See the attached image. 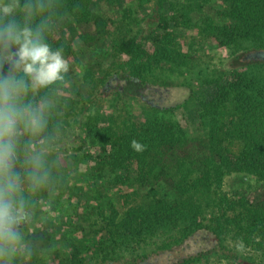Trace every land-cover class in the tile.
<instances>
[{
  "label": "trees",
  "instance_id": "trees-1",
  "mask_svg": "<svg viewBox=\"0 0 264 264\" xmlns=\"http://www.w3.org/2000/svg\"><path fill=\"white\" fill-rule=\"evenodd\" d=\"M121 1L57 0L55 25L64 22L70 34L69 38L61 35L55 26L50 41L63 49L67 60L78 62L76 44L79 56L88 62L83 87L78 83L75 87L78 100L63 94L64 86H60V95L65 98L63 119L78 101L83 106L93 105L98 88H106L109 80L144 83L148 65L187 64L194 57V49L190 45L189 51L182 52L177 47L176 28L190 26L191 19L202 37L228 49L231 56L242 53L237 56L244 62L214 71L196 85L188 86L185 101L194 98L198 106L194 134L176 120L157 116L141 121L123 116L120 124L110 116L102 125L97 112L83 120V135H79L76 146L64 144L63 154H75L72 167L63 158L64 174L69 170L74 180V175L84 177L85 173L79 171L87 165L92 177H98L103 184L112 181L131 188L121 195L126 198L119 209L107 205L109 201L103 206L98 203L106 236L102 257L90 264H152L132 263L131 259L135 260L139 253L130 259L127 256L137 252L148 239L169 232H177L178 236L157 250L175 248L194 238L214 237L216 243L202 252L164 264H200L202 257L207 260L215 254L246 264L222 246L229 232L243 247L264 257V0H213L209 4H204V0L197 7L174 5L173 0H153L155 26L145 37L118 28L106 14L108 7ZM168 6L176 8L171 15ZM193 10L196 11L191 16ZM145 41L152 44L151 52L145 50ZM114 91L117 99L122 98L123 89ZM133 141L140 143L143 150L135 151ZM232 175L253 182L224 190L225 179ZM103 184L96 188L101 189ZM140 188L145 193L134 200ZM80 191L83 193V187L77 188ZM84 191L88 200L106 197L102 192L94 195L88 187ZM207 203L215 208L209 216L204 210ZM76 208L67 232L73 227L83 231V222L89 219L88 213L84 217L83 206ZM50 224L39 222L40 229L28 233L26 238L37 248L49 251L53 244ZM121 250L124 254L119 253ZM70 257L71 264H84L87 259L74 253ZM40 260L34 258L33 264Z\"/></svg>",
  "mask_w": 264,
  "mask_h": 264
},
{
  "label": "rangeland",
  "instance_id": "rangeland-1",
  "mask_svg": "<svg viewBox=\"0 0 264 264\" xmlns=\"http://www.w3.org/2000/svg\"><path fill=\"white\" fill-rule=\"evenodd\" d=\"M173 1L175 2L174 5H177V3L181 5L193 4L195 5L194 7H197L204 0ZM212 1L206 0L204 4H209ZM153 7V0L145 3H143V0H123L108 7L106 14L114 20L118 28H122V30L126 28L132 35L145 37L146 33L155 26L156 18L152 12ZM168 8L170 15L176 9L172 6H168ZM194 11L196 10L190 12L191 16ZM127 15L129 17H126ZM64 24L63 22L57 25L56 30L61 35L69 38L70 33ZM176 29L177 47L182 52H186L189 51L188 48L192 45L194 57L185 65L174 64L172 62H160L148 65L150 67H148L146 72L147 82L144 83L134 80H112L110 82L112 87L98 88L96 95H94L93 105L83 106V103L78 101L77 107L64 119L66 127L65 143L76 146L79 137L83 135V120L87 115L97 112L99 123L102 125H106V120L110 116L113 117L112 121L117 124L121 123L123 116L126 120L132 121H141L145 117L157 116L178 121L189 133L194 134L197 132V100L190 98L185 101L189 92L188 86L196 85L202 78L209 77L214 71L219 69L234 68L244 62V60L240 57L242 53L237 54L240 56H231L228 53V49L217 47L210 38L202 37L197 32V29L192 26V19L190 20V26ZM74 45L77 47V58L79 61L68 60L70 69L62 85L64 86L63 94L78 100L79 97L75 95V87H77V83L80 84L81 88L83 87L88 62L83 55L79 56V46ZM144 48L148 52H151L152 44L149 41H145ZM117 88L123 89V96L120 99H117L115 95L114 90ZM62 116L64 117V114ZM74 156L75 154L72 152L63 154V158L70 164L69 167H72L71 165L75 163ZM79 172L85 173L84 177L82 174L74 175L76 178L74 180L73 172L66 171L64 178L67 180L64 179L62 187L55 194L54 207L50 210H44L47 217L46 220L42 218L43 213L41 210L38 209L36 211L35 219L38 226H34L33 230L40 229L39 222H48L51 223L49 228L53 232L52 247L49 248L50 250L47 251V255L42 257L38 264H71V253L78 255V257L85 256L87 259L84 260V264L97 263L102 257L101 250L104 248L102 241L106 236V232L100 222L98 203L103 206L106 204V201H109L110 203L107 205H116L117 209H119L126 198L121 195L129 192L131 188L112 181L103 184L98 177H92L87 165L83 167V171ZM67 174L72 175L68 178L66 177ZM86 179H88V183ZM248 182L252 183L253 180L249 179L245 182L241 175H232L225 179L223 188L224 190L240 188L248 184ZM99 184H103L101 189L96 188ZM79 187H83V193L82 191L80 193L77 192V188ZM85 187L90 188V190L92 189L94 195L102 192L106 197L102 200H88L84 191ZM102 193L100 194L103 195ZM144 193V188L138 189V194L135 195L134 200H137ZM82 206L84 217H86V213L89 214L88 221L83 222V231L76 230L73 227L67 232L66 228L70 222L71 213L74 211V208L80 209ZM214 209V206L212 207L208 203L205 204V216H209L210 211ZM177 236V232H169L160 234L154 237V239H148L137 252L129 254L127 258L130 259L132 255L139 253L135 260L132 261L131 259L132 263L164 264L171 261L176 262L181 256H186L196 251L202 252L205 249L211 248L216 243L214 237H207L205 240L194 238V240H185L181 246L179 245L175 248L170 247L165 250H157V248L160 249L162 247V244H166L168 240H172L171 238ZM222 246L230 249L231 252L240 258H243L246 264H264V257H262L260 252L243 247L240 242L232 238L231 232L226 235V240ZM119 253L124 254V250L119 251ZM124 258L126 257L124 256ZM124 258L121 259L124 261L126 260ZM199 263L239 264L238 261H232L219 254L212 255L207 260L202 257Z\"/></svg>",
  "mask_w": 264,
  "mask_h": 264
},
{
  "label": "clouds",
  "instance_id": "clouds-1",
  "mask_svg": "<svg viewBox=\"0 0 264 264\" xmlns=\"http://www.w3.org/2000/svg\"><path fill=\"white\" fill-rule=\"evenodd\" d=\"M57 8V0H0V264L47 255L26 236L64 181L60 86L70 64L50 41Z\"/></svg>",
  "mask_w": 264,
  "mask_h": 264
},
{
  "label": "flooded vegetation",
  "instance_id": "flooded-vegetation-1",
  "mask_svg": "<svg viewBox=\"0 0 264 264\" xmlns=\"http://www.w3.org/2000/svg\"><path fill=\"white\" fill-rule=\"evenodd\" d=\"M111 81H112V80H109V82L106 83V87H107V88L112 87L111 84H110ZM115 81H117V80H115ZM113 88H115V87H113Z\"/></svg>",
  "mask_w": 264,
  "mask_h": 264
}]
</instances>
